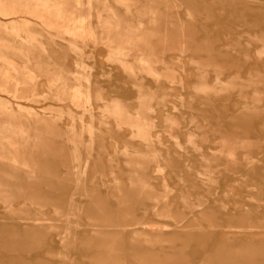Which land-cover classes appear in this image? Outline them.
Returning <instances> with one entry per match:
<instances>
[{"label":"rangeland","instance_id":"rangeland-1","mask_svg":"<svg viewBox=\"0 0 264 264\" xmlns=\"http://www.w3.org/2000/svg\"><path fill=\"white\" fill-rule=\"evenodd\" d=\"M0 123V264H264V0H0Z\"/></svg>","mask_w":264,"mask_h":264},{"label":"bare ground","instance_id":"bare-ground-1","mask_svg":"<svg viewBox=\"0 0 264 264\" xmlns=\"http://www.w3.org/2000/svg\"><path fill=\"white\" fill-rule=\"evenodd\" d=\"M6 25V24H5ZM4 25V26H5ZM3 27V26H2ZM73 47L76 49V50H78L74 45H73ZM72 47V48H73ZM74 52H76V51H74ZM77 53V52H76ZM83 53V52H82ZM75 54V53H74ZM78 54V53H77ZM81 54V53H80ZM80 54H78V55H80ZM82 55V54H81ZM84 55V54H83ZM79 62V61H78ZM73 97H76L75 98V101H80V102H85V103H90V100H91V98L89 97V96H85V97H82V98H80L79 96H78V94H76L75 96H73ZM43 121V120H42ZM5 125L3 124V123H0V130L4 127ZM92 133V132H91ZM1 134V133H0ZM3 134V133H2ZM80 134V133H79ZM74 135H75V133H74ZM77 135V134H76ZM3 136V135H2ZM78 136V135H77ZM73 150H74V153H76V154H78L79 153V151H78V149H77V147L75 146L74 148H73ZM80 155H78V157H79ZM80 158V157H79ZM84 172V171H83Z\"/></svg>","mask_w":264,"mask_h":264}]
</instances>
